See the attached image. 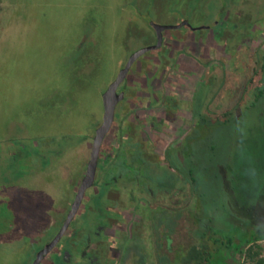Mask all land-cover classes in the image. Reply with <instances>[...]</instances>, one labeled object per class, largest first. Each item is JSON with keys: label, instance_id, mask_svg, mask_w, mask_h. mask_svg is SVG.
<instances>
[{"label": "rangeland", "instance_id": "374dc122", "mask_svg": "<svg viewBox=\"0 0 264 264\" xmlns=\"http://www.w3.org/2000/svg\"><path fill=\"white\" fill-rule=\"evenodd\" d=\"M230 1L0 0V216L26 210L41 224L40 227H46L49 222H46L47 217L40 215L43 210L51 212L53 218L52 214H59L68 206L72 200L73 182L86 166L93 133L103 116L102 94L130 55L155 41L154 33L146 24L155 21L156 17L161 19L159 22H173L175 18V21L178 18L191 20L192 15L195 19L208 13L215 16ZM254 1H262L264 6V0ZM254 1L246 5L250 13ZM180 3L181 14L173 15L163 9L166 15L159 16L157 8ZM242 17L246 18L243 15L232 18H240L242 22ZM248 25L249 21L229 37L223 30L216 29L215 43L211 45L214 48L207 52L199 45L189 49V43L172 41L175 50L167 52L169 60L165 61V69L168 72L186 70L183 80L188 84L184 95L189 101L185 108L188 123L191 116H196V108L201 107L209 114L228 106L229 101L241 104L234 111L232 126L218 130L212 138L207 137L206 147L209 149L212 142L216 143L217 172L221 179L215 187L231 205L226 226L232 221L238 226L237 220H246L250 225L248 230L244 232L235 227L233 232L237 236L244 233L251 237L264 232V96L253 105L255 85L249 86V71L243 73L245 66H254L256 59H260V54L254 53L256 58L253 57L257 42L247 34ZM260 26V37L263 38L264 22ZM128 28L136 29L138 35L128 36ZM85 33L88 37L86 47L80 50L77 45ZM188 33V29L179 28L169 30L166 36L180 38ZM248 46H251L249 51ZM179 49L183 55L178 54ZM151 53L159 55L157 50L144 54L141 61L131 66L129 80L133 76L148 75L153 69L155 73L156 63L143 66ZM177 63L180 66H175ZM211 66L214 69L220 67L213 70V74H221L222 79L209 82L206 78L205 82L198 83L204 69ZM170 73L166 72L167 75ZM127 80L120 84L117 93L128 87L129 101H139V96L134 95L139 86ZM126 101L118 106L123 111L128 104ZM198 118L199 114L195 123ZM199 128L202 132L205 125L199 124ZM178 133L173 127V134ZM112 134L110 131L107 137H114ZM166 137L163 143L156 144L155 141L154 153H148L146 158L156 160L165 144L175 140L174 136ZM126 147L122 149L123 154L128 153ZM56 152L61 155L57 156ZM47 160L48 171L31 176ZM122 166L128 176L134 175L138 181L145 177L146 171L141 164L135 169L125 163ZM23 172H26L25 177ZM158 174L161 173L155 172L156 176ZM117 187L114 189L121 190ZM96 199L89 202V219L94 218L96 210L102 206L114 205L106 200L102 205ZM117 199L122 204L127 198L120 195ZM13 222L11 218L8 225L13 228V243L18 248V240L25 231L22 222L16 224L17 227ZM54 228L55 224L41 230L46 234L43 240L54 232ZM221 254L219 252L211 264H229L227 257L223 256L224 262ZM183 255L178 249L172 264H182Z\"/></svg>", "mask_w": 264, "mask_h": 264}, {"label": "trees", "instance_id": "16d2710c", "mask_svg": "<svg viewBox=\"0 0 264 264\" xmlns=\"http://www.w3.org/2000/svg\"><path fill=\"white\" fill-rule=\"evenodd\" d=\"M252 1L254 0H231V5L221 8L215 16L208 13L210 17L203 16L197 21L188 20L190 27L181 28L190 32L188 35L183 34V39L193 38L195 41H201L202 51L207 52V49L214 48L211 45L215 43L213 39H216V29L223 30L224 35L229 37L249 21L247 34H251L250 36L256 38L254 41L257 42V45L255 44L257 50L253 52V57L256 58V54H260V59H256L254 66H245L243 73L248 70L251 75L249 86L255 85V96L252 98L254 105L264 96V36L260 37L262 31L260 24L264 22L261 21L264 6L262 7V1L261 3L254 1L253 11L250 13L246 5ZM165 5L157 8L159 16L163 15V9H167L173 15L177 12L182 13L181 3L177 4L178 7ZM235 15H243L246 18L242 17L244 19L242 22L240 18L233 20L232 17ZM158 19L160 18L156 17L155 21L149 22L146 26L152 31L159 25L175 26L179 18L176 21L175 18L173 22H159L161 19ZM135 31L128 28V36H137L138 33ZM243 34L244 32L241 35ZM87 39L85 33L77 48L80 50L85 48ZM181 39L180 37L179 41ZM250 48L251 46H248L247 50ZM217 68L220 67L205 68L198 83L203 80L205 82L206 78H209V82L220 81L221 74L217 76L213 74V70ZM239 106L241 104L229 101L228 106L221 110L215 109L209 114L202 111L201 107L196 108L197 113L194 114L196 116L199 114L197 125L196 116H191V122L188 123L187 130L179 141L173 138L171 142L165 144L162 154L158 155L156 160L137 159L146 171L145 177L126 187L123 195L127 198L125 203L130 212V215L126 216L127 219L132 220L136 217L140 222H126L132 229L126 234L125 243L122 244L123 255L116 264H172L178 249L184 253L182 264H211L219 252L223 254L221 258L224 262L223 256L227 257L229 264H264L262 244L264 232L253 234L251 237L244 233L237 236V233L233 232L235 227H240L243 231L250 227L248 221L242 219L236 221L239 222L238 226L233 221L226 226V222H229L226 219L228 208L231 205L223 195H219L215 187L221 179L217 172L219 164L216 143L212 142L209 149L206 147V141L212 138L215 132L232 126L235 121L234 111ZM199 124L202 127L205 125L202 132ZM150 151L154 153L155 145L150 146ZM155 172L161 174L156 176ZM4 217L6 218V214ZM9 223L0 222V264L26 263L30 258L24 256L22 251L26 248L30 249L31 253L36 245L22 237L18 240V248L14 246L15 234L13 228H9ZM18 223L21 224L13 222V226L17 227Z\"/></svg>", "mask_w": 264, "mask_h": 264}, {"label": "flooded vegetation", "instance_id": "af4514ba", "mask_svg": "<svg viewBox=\"0 0 264 264\" xmlns=\"http://www.w3.org/2000/svg\"><path fill=\"white\" fill-rule=\"evenodd\" d=\"M229 5H231L230 2H228L226 7ZM220 11L221 8L219 9V12ZM204 15H198V18H202ZM205 16L208 17L209 15ZM191 20L197 21L193 15L191 16ZM184 21L188 22V25L184 26L190 27L188 19L179 18L178 24L174 26L177 28L174 29L184 27L180 26ZM156 27L154 31H152L155 41L152 44L149 43L150 45L146 47L156 44ZM169 30L162 32V43L159 48L154 49L159 51V55L155 56L151 53L149 61L145 60L146 64L143 65L152 66V62L156 63L157 67L155 73L153 69L148 75L133 76V79L129 80V69L123 79V81L128 79L127 81H130V83L135 82L136 85L139 86V90L134 91V95L139 96V101L133 103L129 101L127 93L130 92V90L128 87H125L123 91L117 93L118 100L114 107L113 119L100 145L94 180L92 184L86 188L79 208L70 221L69 226L54 248L44 257L40 264H116L123 255L122 244L125 243L126 234L132 229L129 228L130 226L126 222H140V219L136 217L132 220L127 219L126 216L130 215V212L126 206L125 200L122 201V204H119L117 201L118 196H125L123 193L126 187L133 184V182L137 183V178L128 176L127 172L123 170L122 164L125 163L132 169H135V167L139 165L137 159H148L146 158L147 154L152 153L150 151V146L154 145L156 140V144L159 142L163 143V141H166V136L168 135L169 138L174 136L175 139H179L183 136L184 132H186L188 126V120L185 115L187 111H185V108L186 105L188 106L189 101L185 99L184 96L188 84L183 80V73L186 72V70H171L168 72L165 69V61L169 60L167 59V52H174L175 50V46L171 44V42L173 41V43H175L177 42L176 40H179L178 37L172 38L166 36ZM193 37L195 38V35H193ZM181 38L183 39V36ZM182 39L181 42L189 43L187 47L189 49L193 48L194 45L202 46L203 44L201 41H195L193 38ZM181 51L182 50L179 49L178 54L183 55L184 52ZM141 57L135 62L138 63V61H141ZM134 63L131 66H133ZM124 66H122V68ZM140 66L142 65L140 64ZM175 66H180V64L177 63ZM166 72L171 73L167 75ZM122 82L120 84H122ZM123 101L128 103L125 111L118 107ZM101 123L102 119L96 126V129ZM132 123H134V127ZM173 127L178 130V134H173ZM110 131L113 133L112 136L114 137L108 138L107 135ZM95 132L92 136V144ZM125 146H127V154H123L122 152ZM56 154L57 156L61 155L58 152H56ZM89 159L90 156L81 175L73 182L72 200L69 202L68 206L64 208L61 213L52 214L53 218L50 214L51 212L47 213L46 210L40 213L41 216L48 218L46 221L49 222L48 225L55 224L54 232L47 236L45 240H43V236H46V234H42L41 230H47V228L52 225L40 227L39 225L41 224L33 219L30 212L19 209L15 211V214L13 212L7 213L6 218L4 214L0 216V222H11V218L14 222H22L21 225L25 229V233L22 234L23 238L31 240L36 245L31 253L30 249L26 248L22 251L24 256H29L30 258V262L28 261L22 264H33L38 253L44 249L61 230L75 202L78 189L87 173ZM45 163L46 164H43L41 168L38 167V172H34L31 176L40 175L41 173L45 174L48 171L46 170L48 168V160L45 161ZM22 176L25 177L26 172H23ZM114 186H118L117 188H121V190H115ZM95 198H97L96 201L101 202L102 205L103 200L110 201L114 205L112 207H108L107 205L102 206L96 210V216L89 219L88 214L89 209H91L89 202L91 203ZM82 222L87 223L84 225Z\"/></svg>", "mask_w": 264, "mask_h": 264}, {"label": "water", "instance_id": "95a60500", "mask_svg": "<svg viewBox=\"0 0 264 264\" xmlns=\"http://www.w3.org/2000/svg\"><path fill=\"white\" fill-rule=\"evenodd\" d=\"M188 25L187 21H184L180 24V26ZM177 27L174 26H164V25H159L156 27V44L153 46L145 47L138 49L134 51L129 59L126 62V65L120 69L119 73L117 74L116 78L108 85L104 93L102 94V103H103V116H102V123L101 125L96 129L95 135L93 137V144H92V149L90 153V159L88 162L87 166V173L78 189L77 195L75 202L73 203L71 210L69 212V215L67 217L66 222L63 224L61 230L58 232V234L55 236V238L44 248L42 249L33 264H40L41 261L44 259V257L54 248V246L57 244L59 241L60 237L63 235L65 230L70 224V221L74 217L75 213L77 212L79 205L81 203L83 194L86 190L87 187H89L93 180H94V173H95V167H96V162L99 154V149L100 145L102 143V140L109 130V127L111 125L112 119H113V114H114V107L115 104L118 100V95H117V87L119 84L123 81L125 78L126 74L128 73L131 65L142 55H144L146 52L149 50H154L160 47L162 43V32L165 30L169 29H174Z\"/></svg>", "mask_w": 264, "mask_h": 264}]
</instances>
